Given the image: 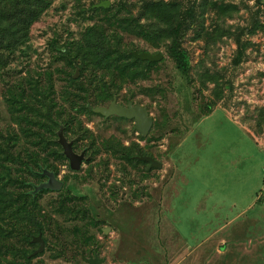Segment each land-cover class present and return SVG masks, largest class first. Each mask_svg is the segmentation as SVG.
Segmentation results:
<instances>
[{
	"label": "rangeland",
	"instance_id": "1",
	"mask_svg": "<svg viewBox=\"0 0 264 264\" xmlns=\"http://www.w3.org/2000/svg\"><path fill=\"white\" fill-rule=\"evenodd\" d=\"M100 1L109 6L93 7ZM150 1L51 0L1 70L0 192L40 221L46 243L34 254L38 244L24 242L28 258L0 264H89L94 254L101 264H264V0H155L177 3L175 35L167 4L143 16ZM92 26L125 51L124 71L106 59L79 68ZM127 50L162 57L135 61ZM70 77L82 81L71 95ZM113 96L147 108L146 135L91 110ZM59 131L83 152L79 170ZM46 168L61 191L23 196Z\"/></svg>",
	"mask_w": 264,
	"mask_h": 264
},
{
	"label": "trees",
	"instance_id": "2",
	"mask_svg": "<svg viewBox=\"0 0 264 264\" xmlns=\"http://www.w3.org/2000/svg\"><path fill=\"white\" fill-rule=\"evenodd\" d=\"M50 1L51 0H0V72L8 65L10 55L25 43L27 36L26 30L29 24L33 22V20H35L42 10L48 6ZM205 2L206 0H202V3ZM165 4L167 5L165 6L166 9L163 8L164 14L166 21H168L170 24L167 30H170L171 34L175 35V30L183 24H179L180 15L176 8L177 3L169 4L163 3L162 1L151 0L150 2L141 4L140 8L144 16L148 12L159 10L161 5ZM138 27L142 29L141 25ZM101 36L104 35L102 34ZM101 36L97 33V31H95L94 26L89 27L83 34V43L75 50L76 54H78L76 58H78L79 61V68H81L82 71L93 69V64L90 60L96 59L94 64L98 66L102 60L106 59V62L103 63V66H106V64L109 66L107 62L111 63V61L114 60L116 61L115 68H118L120 72L121 69L124 71V66L119 65V60H121L125 51H119V48L115 49L109 45L107 41L102 39ZM94 47H96L95 50L98 53L95 54V56L92 53ZM114 54L115 57H113ZM126 55H128L129 58L133 57L134 60L136 59L135 61L139 60L129 50H127ZM81 82V80L78 81V79L70 77L69 83L74 87H69L71 88L70 92L66 91V93H70L71 95V90H73L72 88L78 89V87L82 85ZM39 99H41V104L39 103V106L45 105V100L42 99V95ZM95 106H98V104ZM47 107H49V105ZM47 110H49V108ZM45 117H48L47 119H49L47 112L45 113ZM51 125L52 123L50 124V127ZM57 139L58 135L56 136V141ZM57 144L62 150L61 145L58 142ZM48 170L52 171L50 169ZM52 172L56 175L54 171ZM33 189L31 192H23L21 194L24 196L29 193L31 197H33L36 195L38 196L39 192L46 190L55 192L61 191L42 189L34 193ZM0 196L2 197V200L0 199V256L3 258V260H6V255H10L12 258H15L22 253L23 257L28 258L27 253L23 250L24 242H31L33 245L38 244L37 242H33L32 238L40 232L45 246L46 241L43 232L44 228H42L40 221L36 220L29 211H25L24 205L23 212H21V209H17L16 212H12V208L15 206L16 198L15 200H10L9 197L5 198L7 194L4 192V190H1Z\"/></svg>",
	"mask_w": 264,
	"mask_h": 264
},
{
	"label": "water",
	"instance_id": "3",
	"mask_svg": "<svg viewBox=\"0 0 264 264\" xmlns=\"http://www.w3.org/2000/svg\"><path fill=\"white\" fill-rule=\"evenodd\" d=\"M108 1H100L99 3L93 5V7H108ZM132 54L141 60L150 61H158L161 59L162 55L160 53H151L149 51H133ZM74 77L77 76V69H75ZM116 98L114 97L107 105L102 106L98 105L92 108L93 112L99 113L104 117H108L111 115H115L117 117H123L126 119H130L134 121L133 128L138 131L141 135H146L148 131L151 129L153 119L149 115V112L146 107L140 104H134L131 101H128L126 105L117 103ZM58 139L57 142L62 147L63 155L68 160V164L70 169L72 170H79L81 167V163L84 160V154L76 153L73 150L72 142L68 141L67 138L64 136L62 131L58 132ZM137 159L144 160L149 162V164L153 167H160L161 163L155 160L153 157L148 155H140L136 156ZM41 176H45L46 180L38 183L34 186L33 192H37L42 189H49V190H59L63 182L58 179L52 171L48 169H42ZM106 232V231H105ZM33 242L38 243V248L34 251L35 253H39L44 249V240L39 232L36 236L32 238ZM84 253L81 255L83 256ZM83 259L88 262L89 264H100L103 259L99 257L97 254L94 256H83Z\"/></svg>",
	"mask_w": 264,
	"mask_h": 264
},
{
	"label": "crops",
	"instance_id": "4",
	"mask_svg": "<svg viewBox=\"0 0 264 264\" xmlns=\"http://www.w3.org/2000/svg\"><path fill=\"white\" fill-rule=\"evenodd\" d=\"M204 230V229H203ZM178 232V231H177ZM179 233V232H178ZM180 234V233H179ZM205 234H207V232H205ZM195 235H193L192 236V241H191V243L193 244L194 242H195V240H196V238L194 237ZM185 238V237H184ZM186 239V238H185ZM194 239V240H193ZM187 241V243H186V245L189 247V251H192V248H193V245L190 243V241L189 240H186ZM159 248H161V246L159 247ZM163 252V251H162ZM103 262V261H102ZM101 262V263H102ZM100 263V264H101Z\"/></svg>",
	"mask_w": 264,
	"mask_h": 264
},
{
	"label": "flooded vegetation",
	"instance_id": "5",
	"mask_svg": "<svg viewBox=\"0 0 264 264\" xmlns=\"http://www.w3.org/2000/svg\"><path fill=\"white\" fill-rule=\"evenodd\" d=\"M113 98H114V96L112 97V99H113ZM112 99H111V100H112ZM111 100H110V101H111ZM110 101H109V102H110ZM115 101H116V100H115ZM109 102H108V103H109ZM116 102H117V101H116ZM127 102H128V101H127ZM127 102H126L125 104H123V103H120V104L126 105ZM108 103H107V104H108ZM117 103H119V102H117ZM132 103H133V102H132ZM107 104H106V105H107ZM102 106H105V105H102ZM108 117H109V116H108ZM137 132H138V131H137ZM55 176H56V175H55ZM56 177H57V176H56ZM45 180H46V178H45ZM45 180H44V181H45Z\"/></svg>",
	"mask_w": 264,
	"mask_h": 264
}]
</instances>
